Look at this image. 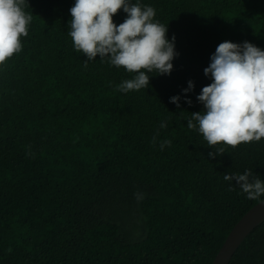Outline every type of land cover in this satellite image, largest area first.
<instances>
[{
    "label": "trees",
    "instance_id": "obj_1",
    "mask_svg": "<svg viewBox=\"0 0 264 264\" xmlns=\"http://www.w3.org/2000/svg\"><path fill=\"white\" fill-rule=\"evenodd\" d=\"M74 3L28 0L22 50L0 65V264H212L264 200L224 179L264 182V138L213 159L187 122L205 110L220 43L264 50V0H130L155 9L177 55L170 75L127 93L117 87L134 73L75 51ZM229 264H264V221Z\"/></svg>",
    "mask_w": 264,
    "mask_h": 264
},
{
    "label": "clouds",
    "instance_id": "obj_2",
    "mask_svg": "<svg viewBox=\"0 0 264 264\" xmlns=\"http://www.w3.org/2000/svg\"><path fill=\"white\" fill-rule=\"evenodd\" d=\"M28 5V0H0V65L22 50L21 37L28 35L32 20L25 11ZM120 10L127 17L117 26L113 17ZM70 14L69 35L75 51L87 57L85 66L99 56L102 61L107 58L110 65L135 74L133 79L118 85V91L147 88V73L171 74L177 55L175 37L170 42L168 26L154 22L153 7L132 4L130 0H75ZM210 59L204 75L210 76L212 83L203 87L197 97L205 110L192 114L187 127L198 130L208 147L215 150L209 152L214 159L226 151V147L218 145L235 149L242 143L264 138V50L249 42L241 45L225 41ZM193 88L189 81L185 94ZM179 99L172 97L170 102L179 108ZM185 102L191 104V100ZM170 145L171 141H163L161 150ZM252 175L246 170L243 174H225L224 179L235 181L247 199L258 200L264 196V182L258 178L250 180Z\"/></svg>",
    "mask_w": 264,
    "mask_h": 264
},
{
    "label": "water",
    "instance_id": "obj_3",
    "mask_svg": "<svg viewBox=\"0 0 264 264\" xmlns=\"http://www.w3.org/2000/svg\"><path fill=\"white\" fill-rule=\"evenodd\" d=\"M264 221V200L254 205L233 227L212 264H229L246 237Z\"/></svg>",
    "mask_w": 264,
    "mask_h": 264
}]
</instances>
